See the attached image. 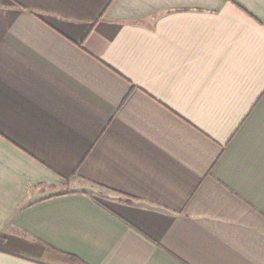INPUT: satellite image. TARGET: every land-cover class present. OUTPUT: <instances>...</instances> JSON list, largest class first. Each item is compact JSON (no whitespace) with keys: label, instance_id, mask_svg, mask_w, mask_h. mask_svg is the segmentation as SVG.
<instances>
[{"label":"crops","instance_id":"0c3cea01","mask_svg":"<svg viewBox=\"0 0 264 264\" xmlns=\"http://www.w3.org/2000/svg\"><path fill=\"white\" fill-rule=\"evenodd\" d=\"M0 264H264V0H0Z\"/></svg>","mask_w":264,"mask_h":264},{"label":"rangeland","instance_id":"374dc122","mask_svg":"<svg viewBox=\"0 0 264 264\" xmlns=\"http://www.w3.org/2000/svg\"><path fill=\"white\" fill-rule=\"evenodd\" d=\"M63 190H69V188H65V186L64 187H62V189H61V191H63Z\"/></svg>","mask_w":264,"mask_h":264}]
</instances>
